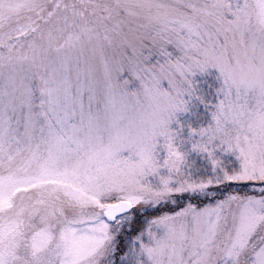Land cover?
Here are the masks:
<instances>
[{"label": "snow or ice", "instance_id": "snow-or-ice-1", "mask_svg": "<svg viewBox=\"0 0 264 264\" xmlns=\"http://www.w3.org/2000/svg\"><path fill=\"white\" fill-rule=\"evenodd\" d=\"M209 68L194 179L170 125ZM0 264H264V0H0Z\"/></svg>", "mask_w": 264, "mask_h": 264}, {"label": "rangeland", "instance_id": "rangeland-1", "mask_svg": "<svg viewBox=\"0 0 264 264\" xmlns=\"http://www.w3.org/2000/svg\"><path fill=\"white\" fill-rule=\"evenodd\" d=\"M171 50V46H169ZM177 53H174V55ZM157 57L154 55L150 58L148 63H155ZM219 73L215 68H209L204 73H196L192 77L194 95L189 100L187 105V111L176 114V120L170 125V128L178 131V137L176 143L181 151L186 153V164L184 170L186 174L192 178L204 177L213 174L212 164L209 161L207 154L198 153L191 150V142L188 139L189 127L198 129L199 127L207 126L210 121V111L212 105L217 102V89L221 86V81L218 79ZM121 80L127 79L129 83L127 85L128 91H132L139 86V82L135 78L131 77L127 72L120 76ZM162 86L166 87V82L162 83ZM207 105V107H205ZM195 139V137H193ZM127 155V152L124 153ZM164 153L160 152V158H163ZM215 157L220 161V167L231 173L234 169L239 168V161L232 153L224 152L223 148H218L215 151ZM219 171V169H217ZM166 170L161 169L160 175H165ZM148 182L153 185H158V176H149ZM240 190V189H239ZM152 211V209H144L137 214V220L142 217L140 214ZM153 216V215H152ZM152 216H146L140 218V229L135 235H131V230L125 229L124 247L121 253L127 251L128 246L132 243V239L138 233L142 232ZM159 233L160 230L156 229Z\"/></svg>", "mask_w": 264, "mask_h": 264}, {"label": "trees", "instance_id": "trees-1", "mask_svg": "<svg viewBox=\"0 0 264 264\" xmlns=\"http://www.w3.org/2000/svg\"><path fill=\"white\" fill-rule=\"evenodd\" d=\"M239 191L241 192V194L244 193V190L243 189H240ZM155 214L156 213L152 210V211H146V212L140 214V216L146 217V216H152V215H155ZM142 217H140V218H142ZM140 218L137 220V223H135L134 226H133V228L131 229V233H130L131 235H135L139 231V229H140V227H139V225H140V223H139L140 222ZM121 239L124 241L125 240V236L123 235L121 237Z\"/></svg>", "mask_w": 264, "mask_h": 264}]
</instances>
